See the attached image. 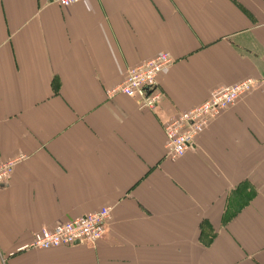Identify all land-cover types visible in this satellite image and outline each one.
I'll return each instance as SVG.
<instances>
[{
	"label": "crops",
	"instance_id": "0c3cea01",
	"mask_svg": "<svg viewBox=\"0 0 264 264\" xmlns=\"http://www.w3.org/2000/svg\"><path fill=\"white\" fill-rule=\"evenodd\" d=\"M168 53L153 111L106 92ZM251 79L194 146L163 124ZM0 264H264V0H0ZM111 209L95 245L20 250ZM13 253V255H9Z\"/></svg>",
	"mask_w": 264,
	"mask_h": 264
},
{
	"label": "built area",
	"instance_id": "2783aa9c",
	"mask_svg": "<svg viewBox=\"0 0 264 264\" xmlns=\"http://www.w3.org/2000/svg\"><path fill=\"white\" fill-rule=\"evenodd\" d=\"M44 1L65 8L81 0ZM173 62V58L168 53H160L130 68L120 85L107 92L108 98L124 96L137 101L140 109L154 110L160 100L156 89V79L170 68ZM254 84L253 80L246 79L230 86L214 89L204 103L188 111L179 112L175 118L163 124L165 157L171 161L181 158L187 150L192 148L196 136L224 110L250 93ZM24 160L25 156L18 155L0 163V187L9 180L15 166ZM110 216L111 209L104 207L51 229L42 228L35 232L30 243L20 250H47L74 244L93 246L106 234Z\"/></svg>",
	"mask_w": 264,
	"mask_h": 264
},
{
	"label": "rangeland",
	"instance_id": "374dc122",
	"mask_svg": "<svg viewBox=\"0 0 264 264\" xmlns=\"http://www.w3.org/2000/svg\"><path fill=\"white\" fill-rule=\"evenodd\" d=\"M240 82H241V81H240ZM235 84H236V83H235ZM232 85H233V84H232ZM107 92H108V91H107ZM107 92H106V96H107ZM107 97H108V96H107ZM232 106H233V105H232ZM195 107H196V106H195ZM151 111H153V110H151ZM175 117H176V116H175ZM175 117H174V118H175ZM162 130H163V128H162ZM163 134H164V133H163ZM197 136H198V135H197ZM197 136H196V137H197ZM164 137H165V136H164ZM195 139H196V138H195ZM194 144H195V140H194ZM193 146H194V145H193ZM193 146H192V147H193ZM190 149H191V148H190ZM165 156H166V155H165ZM165 158H166V157H165Z\"/></svg>",
	"mask_w": 264,
	"mask_h": 264
}]
</instances>
